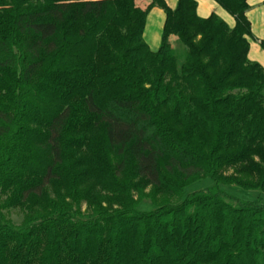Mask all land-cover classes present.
I'll return each mask as SVG.
<instances>
[{
  "label": "trees",
  "instance_id": "obj_1",
  "mask_svg": "<svg viewBox=\"0 0 264 264\" xmlns=\"http://www.w3.org/2000/svg\"><path fill=\"white\" fill-rule=\"evenodd\" d=\"M215 1L233 27L196 0H0V264H264L262 198L223 187L264 192V67L248 0Z\"/></svg>",
  "mask_w": 264,
  "mask_h": 264
},
{
  "label": "crops",
  "instance_id": "obj_2",
  "mask_svg": "<svg viewBox=\"0 0 264 264\" xmlns=\"http://www.w3.org/2000/svg\"><path fill=\"white\" fill-rule=\"evenodd\" d=\"M179 0H166L167 4L171 8H175ZM198 2V15L201 17H208L212 13L218 14L222 17L231 27L235 25V18L228 13L220 4L215 0H196ZM250 4V9L247 15L252 24L253 36H249L250 50L248 57L251 61L259 62L264 67V49L260 45V40L264 39V0H248ZM165 11L160 7H154L147 18V23L144 31V39L154 51L158 50L164 29V24L166 20L165 15L162 14ZM158 13L156 18L151 16L154 13ZM170 42L172 45V50L177 58V63L179 66L185 61V45L176 36L172 35L170 37Z\"/></svg>",
  "mask_w": 264,
  "mask_h": 264
},
{
  "label": "rangeland",
  "instance_id": "obj_3",
  "mask_svg": "<svg viewBox=\"0 0 264 264\" xmlns=\"http://www.w3.org/2000/svg\"><path fill=\"white\" fill-rule=\"evenodd\" d=\"M148 2H149V0H136V3L138 5H141L144 7L146 6V4ZM162 14L165 15L164 12ZM157 15H158V13L155 12L151 17L156 18ZM228 172H232V169H230ZM211 184H213V180H211L209 178L204 179V180H201L197 183H194L190 187H188L187 192H191V191L197 190V189H202V188H205ZM223 187L225 190H227L229 193H231L235 196H238V197H241L244 199H250V200L257 199L260 196L264 202V192H260L258 190H246V189L240 188V187L235 186V185H224ZM152 189H153L152 185H146L144 187L145 193H150L152 191ZM134 194H135V197L139 196V192H135ZM161 198H162V196H158L159 201L161 200ZM85 205H84V209H85ZM155 207L156 206L153 204V202L151 200H148V199H145L140 205L141 210H147V211L152 210ZM8 217L12 220V222L15 225L18 226L23 221L24 212L20 208H14V209H11L10 211H8Z\"/></svg>",
  "mask_w": 264,
  "mask_h": 264
}]
</instances>
